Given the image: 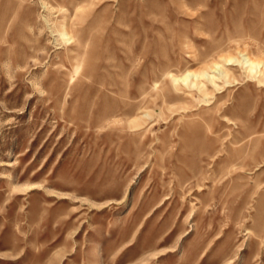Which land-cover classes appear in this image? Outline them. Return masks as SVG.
<instances>
[{"label":"rangeland","instance_id":"obj_1","mask_svg":"<svg viewBox=\"0 0 264 264\" xmlns=\"http://www.w3.org/2000/svg\"><path fill=\"white\" fill-rule=\"evenodd\" d=\"M0 264H264V0H0Z\"/></svg>","mask_w":264,"mask_h":264},{"label":"bare ground","instance_id":"obj_2","mask_svg":"<svg viewBox=\"0 0 264 264\" xmlns=\"http://www.w3.org/2000/svg\"><path fill=\"white\" fill-rule=\"evenodd\" d=\"M247 63V62H246ZM191 76V75H190ZM206 76H208V78L210 79V81H212V79L210 78V76L209 75H206ZM185 79V78H184ZM187 80V79H186Z\"/></svg>","mask_w":264,"mask_h":264}]
</instances>
